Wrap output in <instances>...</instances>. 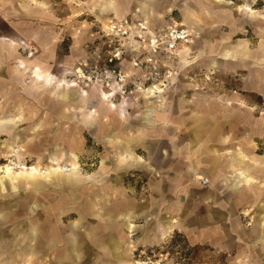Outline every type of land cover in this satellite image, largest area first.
<instances>
[{
    "label": "crops",
    "instance_id": "crops-1",
    "mask_svg": "<svg viewBox=\"0 0 264 264\" xmlns=\"http://www.w3.org/2000/svg\"><path fill=\"white\" fill-rule=\"evenodd\" d=\"M247 1L253 5L257 0ZM149 17L147 22L152 21ZM196 34L198 37L199 32ZM244 54L243 49L234 47L220 52L224 59ZM4 63L11 67L4 77L0 72V136L4 137L0 138V149L6 152L8 146L22 144L16 158L24 162L25 157L38 159L35 163L40 167L45 164L47 173L19 171L0 178V190L17 187L0 198V264H34L45 247L48 264H87V240L94 248L91 264H123L136 249L159 245L173 230L184 233L192 245L207 243L214 252L231 249L229 256L235 257L231 264H264V108L257 105L259 100L247 102L250 93L264 98L262 82L249 83L247 77L227 74L218 75L219 79L209 76L205 116L190 108L181 112L183 107L168 114L162 108L163 100L150 107L145 93H132L122 105L119 95L111 98L98 88L99 84L74 86L67 80L74 69L67 62L51 61L48 63L53 65L46 66L37 58L0 60V66ZM187 79L196 80L190 76ZM232 79L238 81L241 91L222 88ZM162 92L157 95L161 97ZM182 102L190 104L185 99ZM149 108L153 113L147 118ZM85 132L100 144V159L112 161L114 176L111 183H103L108 169L95 171L93 205L100 218L95 232L81 233L74 225V230L60 237L51 234L54 229L45 236L35 226L27 225L23 231L18 222L15 230L4 229L9 218L4 210L8 203L17 202L16 198H5L18 191L34 194L53 188L59 192L56 206L79 202L88 174L81 173L82 180L73 179L72 171L61 169V161H69L73 169L78 167L76 152L85 142ZM135 168L154 174L148 192L138 199L127 194L122 182L124 173ZM202 177L208 178V184L200 182ZM4 178L10 183L5 184ZM39 178L50 181L40 182ZM168 191H174L176 197L168 198ZM199 192L205 195L196 197ZM200 208L205 210L207 226L196 220ZM242 219L247 223L244 226ZM80 220L77 226H81ZM206 229L203 234L201 230ZM229 238L231 247L226 242ZM23 239L26 242L22 244ZM244 240L250 241L247 247H242ZM15 242L17 247L13 246ZM24 244H29L25 251L33 253L35 249L34 254L20 253L18 247Z\"/></svg>",
    "mask_w": 264,
    "mask_h": 264
},
{
    "label": "rangeland",
    "instance_id": "rangeland-1",
    "mask_svg": "<svg viewBox=\"0 0 264 264\" xmlns=\"http://www.w3.org/2000/svg\"><path fill=\"white\" fill-rule=\"evenodd\" d=\"M241 11L246 12L240 15ZM151 13L155 16L151 17ZM148 17L152 20L149 22L151 27L168 21H176L189 27L195 34L185 60L175 62L173 76L163 82L164 85L161 86L163 95L159 97L156 93L155 97L147 98L150 100V107L158 106L157 102L161 103L160 100H163L162 108L168 114L183 107L184 110H180L181 112L190 108V110H195L194 112L198 111V115L205 116L207 84L210 82L208 77H213V75H217L216 78L220 74H227L229 77L230 75L247 77L249 83L262 82L264 87V0H257L253 5H249L247 0H0V60L37 58L38 61L45 62L46 66H52L53 64L48 63L51 61L67 62L66 64L70 63L74 68L73 73L67 76L68 82L75 83L76 87L93 86L94 83L78 77L74 71L78 67H83L85 62L91 63L98 59L99 27L108 19L146 20ZM197 31L199 32L198 37ZM13 40L15 44L12 43ZM233 47L243 49L245 54L229 59H224L220 55L223 48ZM1 66L0 72L4 77V73H8L11 66L8 63ZM188 76L196 80H188ZM255 77H261V80L255 81ZM9 81L11 83L12 80ZM237 82L233 79L227 80L224 82L225 86H221L238 91ZM1 84H4V81ZM98 88L104 90L100 86ZM249 95L251 99L247 97L248 103L259 100L257 105L264 108V98L257 97L256 94L250 93ZM183 99L190 101V104H184ZM152 111V108H149L147 113L145 111L147 118L151 116ZM0 123H2L1 120ZM83 134L85 142L76 152L78 167L73 169L69 161L68 163L61 161L70 169L66 172L72 171L73 179L82 180L81 173L88 174L85 176L88 178L84 186L85 194L79 202L73 205L74 201H71V205L67 207L56 206L55 199L58 198L59 192L52 190L53 188L51 191L45 189L34 192V194L29 190H23L16 194L5 195V199L16 198L17 202L8 203L4 210L9 218L5 220L3 228L6 227L9 231H13L15 222H18L22 224L23 231L27 225L32 228L35 226L45 236L48 230L54 229L55 231L51 234L56 237H60L64 232L69 233V230H74V225L77 227L76 231L81 233L95 232V227L100 221V218L95 215L96 209L93 205L95 171L101 167L108 169L102 177L103 183H111L114 176L111 175L112 161L100 159V144L96 143L90 134L86 132ZM0 138L4 137L0 136ZM21 145H10L6 152L0 149L2 150L0 154L7 157L11 148L20 151ZM60 146L63 147V145ZM37 160L33 161L32 158L25 157L27 165L34 164ZM2 162L1 159L0 163ZM3 165L0 166V178H3L5 174L2 171ZM41 166L46 165L41 164ZM13 170L18 172L22 168H13ZM148 173L138 168L124 173L122 182L131 198L138 199L141 195H145V191L148 192L149 182L153 184L154 176L153 173L150 175ZM39 179L40 182L41 180L50 181L46 178ZM3 180L5 184L10 183L7 178ZM21 182L30 185L26 180H20L19 183ZM60 182L71 184L70 181ZM25 187L28 185L24 184ZM10 189L16 191L17 187L12 189L8 186L6 189H1L0 198ZM202 195L205 193H196V197ZM167 197L174 199L176 197L174 191H168ZM16 216H18L17 219H15ZM79 218L81 219V226L78 225L80 228L77 226ZM207 219L205 210L200 208L196 220L202 221L205 223L204 226H207L206 223H209ZM198 221L195 224L200 227ZM242 224L241 226H244L247 223L242 219ZM189 227H193V224H189ZM201 231L203 234L207 233V229ZM230 239L226 242L231 247ZM3 241L7 242V240ZM87 241L88 246L84 245V247L90 257L87 264H91L94 260L92 256L95 255L94 248L90 246V240ZM25 242L26 239H23L22 244ZM249 242L242 241V247H247ZM29 244L19 246L20 253L28 256L34 254L35 249L33 253L25 251V245ZM13 246L17 247L18 242H15ZM34 246H36L35 243ZM231 252V249L226 252H214L207 243L200 242L192 245L187 241L184 233L173 230L159 245L136 249L123 264H208V262L231 264L235 258L229 256ZM48 255L49 252L45 247L42 257L36 263L37 260H34V264H48Z\"/></svg>",
    "mask_w": 264,
    "mask_h": 264
},
{
    "label": "built area",
    "instance_id": "built-area-1",
    "mask_svg": "<svg viewBox=\"0 0 264 264\" xmlns=\"http://www.w3.org/2000/svg\"><path fill=\"white\" fill-rule=\"evenodd\" d=\"M98 34V59L85 62L74 73L99 84L111 98L119 95L122 105L132 93H145L149 87L171 79L173 64L181 61L182 49L193 40V31L176 21L151 27L145 20L108 19ZM15 158L16 150L10 158L0 155V166ZM68 170L65 166L64 171ZM200 182L208 184V178L202 177Z\"/></svg>",
    "mask_w": 264,
    "mask_h": 264
},
{
    "label": "bare ground",
    "instance_id": "bare-ground-1",
    "mask_svg": "<svg viewBox=\"0 0 264 264\" xmlns=\"http://www.w3.org/2000/svg\"><path fill=\"white\" fill-rule=\"evenodd\" d=\"M146 21V20H145ZM146 23H148L149 24V22H147L146 21ZM188 50H189V47L187 46V47H185L183 50H182V56H181V59H185V57H186V55H187V53H188ZM164 85V83L163 82H159V83H157V84H155L154 86H151V87H149L147 90H146V92H145V97H146V99L148 98L147 96L148 95H153V94H155V93H159V92H161L163 89H161V86H163ZM108 93V92H107ZM108 95H110V93L108 94ZM105 97H106V95H105ZM14 150H16V155L18 156L19 155V153L21 152V150L19 151L18 149H11V151H10V153H8V155H7V157L8 158H10V156H11V152L12 151H14ZM66 165H63L62 164V166H61V169L64 171V167H65ZM13 168H19V169H21L22 168V170H20V171H26V172H36V173H38V174H45V173H47V169L46 168H43V167H40V166H38L36 163L35 164H31V165H27V164H25V162L24 161H22V160H20L19 158L17 159V158H15V160H11V161H9V160H7V163L5 164V165H3L2 166V171H4L5 172V174L3 175V176H5V175H9V174H11V173H16L14 170H13ZM70 170V169H69ZM19 172V171H18ZM26 176V175H25Z\"/></svg>",
    "mask_w": 264,
    "mask_h": 264
}]
</instances>
